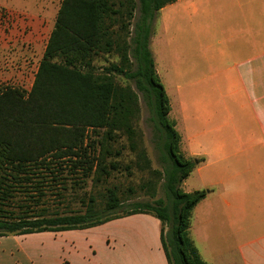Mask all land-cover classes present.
<instances>
[{"label":"trees","instance_id":"obj_1","mask_svg":"<svg viewBox=\"0 0 264 264\" xmlns=\"http://www.w3.org/2000/svg\"><path fill=\"white\" fill-rule=\"evenodd\" d=\"M175 1L141 0L143 21L135 38V72H127L128 47L120 42L119 32L128 24L124 22L123 8L127 4L130 17L134 0L61 1L30 90L0 86V237L85 230L133 214H152L121 213L120 198L113 189L108 190L101 214L92 205L84 214L63 216L36 214L27 204H19L18 213L15 210L22 194L35 200L33 193L40 198L45 196L44 187L54 189L48 183L54 182L67 191L70 180L74 182L71 188H82L90 178L106 181L122 169L121 162L114 159L122 155L125 146L116 149L112 144L126 135L130 149L136 150L137 131L132 119L139 112V104L130 88L115 83L116 73L137 80L138 88L149 99L151 119L159 133L158 149L165 163V201L158 202L161 207L152 215L162 223L161 240L168 262L208 264L189 231L192 212L208 191L187 193L180 188L199 160L187 156L182 149V136L170 118L171 102L149 49L147 20ZM118 15L121 28L111 31L105 20ZM113 52L120 55V61L98 74L95 59ZM125 169L130 170V165ZM59 196L63 197L61 193ZM166 224L169 230L165 233Z\"/></svg>","mask_w":264,"mask_h":264},{"label":"crops","instance_id":"obj_2","mask_svg":"<svg viewBox=\"0 0 264 264\" xmlns=\"http://www.w3.org/2000/svg\"><path fill=\"white\" fill-rule=\"evenodd\" d=\"M49 3L52 0H0V7L28 15V23L37 32L43 29L41 14H47ZM158 22L159 32L152 36V43L157 36L158 42L190 46L191 66H176L178 76L190 69L197 80L208 79V85L211 80L214 86L206 89L208 94L223 91L215 80L229 79L236 86L227 92L240 102L237 117L228 107L225 121L219 122L213 118L217 113L209 97L206 104L198 98L191 106L183 100L184 120L191 111L197 117L191 124L186 120V129L184 120L176 126L183 128L182 146L188 156L200 160L191 173L197 177V189L183 191H208L192 212L190 237L208 264H230V258H224L231 246L236 254L232 264H264V0H176L158 12ZM18 41L14 39L12 45L22 47L23 41L17 46ZM6 45L1 39L0 47ZM194 47L198 55L193 54ZM25 61L20 69L10 68L9 77L22 76L30 62ZM5 67L0 57V78H8ZM178 89L180 95L187 93L182 86ZM204 141L209 145L202 146ZM218 218L224 230L220 233L231 245L212 231ZM84 231L89 247L80 257L89 264H169L161 240L162 223L152 214H133ZM67 232L71 231L34 234ZM96 232L101 233L98 236ZM29 235L1 236L0 245L10 238L22 240ZM20 250L28 254L26 249ZM15 262L12 248H0V264Z\"/></svg>","mask_w":264,"mask_h":264},{"label":"rangeland","instance_id":"obj_3","mask_svg":"<svg viewBox=\"0 0 264 264\" xmlns=\"http://www.w3.org/2000/svg\"><path fill=\"white\" fill-rule=\"evenodd\" d=\"M62 0H52V3L48 4V12L46 15L41 14L43 21V29L34 31V25L29 22L28 15L19 14L13 10H5L0 7V40L6 41V47H0V57H2L3 64H7L5 67L6 76L8 78H0V86H15L21 87L26 91H29L34 77L36 63H39L44 54V47L47 37L50 36L51 31L54 27L55 19L60 8ZM115 3L126 0H112ZM135 9L132 11L129 17L128 11L130 8L125 5L123 12L125 14L124 22L127 24V29H123L120 33V42L126 43L128 47V55L130 58V65L127 68V72H135L138 68V63L135 57V38L138 34V28L142 24L143 14L141 11V0H134ZM155 16L147 20V24L150 29L149 37V49L152 53V57L155 63V71L157 76L162 81L167 94L169 96L172 111L170 118L177 123H181L184 120V102L191 104L197 101L198 98L203 99V103L206 104L208 97L211 105L213 106L217 115L213 118L219 122H224L226 119L227 108L230 107L236 111V117L238 116L240 102L238 99L233 100L227 92V89L236 86L231 85L230 80L221 78L215 80L218 83L221 90L220 94H208L207 88H211L213 83L208 85V79L197 80L196 73L192 74L190 69L182 77L176 74V66L182 69L190 68L191 62V50L190 46H177L175 42L168 43L158 42L157 36L155 41L152 43V36L159 32L158 13ZM29 18V19H28ZM47 26V29H46ZM105 26H111V31H118L121 27V21L119 15L113 19H106ZM22 32V33H20ZM14 39L19 40V43L23 41L22 47H14ZM123 40V41H122ZM193 54L198 55L197 49L193 48ZM26 52V54H24ZM179 57L178 60L176 58ZM27 63V68L19 78L9 77L10 71L13 67L20 65L22 60ZM120 61V55L113 52L112 55L102 54L97 57L94 61V65L98 74L106 72L111 64ZM14 63V64H13ZM114 81L117 85L130 88L138 97L139 112L132 119V125L136 128L137 135L135 137L136 150L130 149V142L126 135H121L117 142L112 144L113 148L120 149L124 147L122 155L117 158H111L118 162H121L122 169L114 172L112 176L106 181L95 182L94 180L88 179L86 184L82 188L75 187L73 181L70 183L69 190L65 191L61 185L56 186L54 182L52 185L54 189L50 187H44L43 191L45 196H39L35 191L33 195L36 197L35 200H40L37 203L33 199L26 198V195L22 194L17 198L18 203L14 206L27 204L36 210V214L45 213L48 215L58 216L60 215H71L81 213L84 214L87 207L93 206L96 213H103L106 202L108 200V190L113 189L117 192L121 202V213L131 212H148L156 214L160 209L159 201H165V194L163 189L164 177H165V163L161 158V153L158 149L159 133L154 128L152 122L151 108L149 99L145 92L138 88L137 80L126 77L123 74L113 75ZM178 86H182L187 92L186 94H178ZM196 89H202L199 93L194 91ZM193 90V93H191ZM196 92V93H194ZM215 104V105H214ZM191 108V107H190ZM186 120L190 121L191 124L196 120V112L191 111L186 114ZM213 119V120H214ZM183 121V127L185 128V122ZM235 120V119H234ZM182 124V123H181ZM181 126V125H180ZM180 126H176V129L180 133ZM202 146L206 147L209 145L207 141L201 143ZM183 151L188 156L182 146ZM200 161V160H199ZM130 165L131 169L126 170L125 166ZM49 180L52 179V175L48 174ZM71 178V177H69ZM197 178V177H196ZM195 175L192 174L187 180H185L180 188L184 191L194 190L198 187V180ZM34 190V189H30ZM196 191V190H195ZM194 192V191H193ZM59 193L63 197L59 196ZM33 200V201H32ZM93 200V203H91ZM38 207V208H37ZM18 213L20 209H15ZM46 210V212L42 211ZM35 214V215H36ZM218 222V223H217ZM215 221V227L213 232L217 233L218 236L224 237L225 242H229L226 236H223L220 232H223L222 220L218 218ZM169 230L168 225H165V233ZM101 232H96L99 236ZM215 236V237H218ZM89 236L84 230H73L71 232L62 233L59 235L44 233V234H32L25 236V239L18 240L10 238L5 240V243L0 245V248H12L15 254V264H85L88 259L83 260L80 255L83 252L88 253L89 247ZM221 240H223L221 238ZM226 242V243H227ZM225 243V244H226ZM231 241L229 242V244ZM231 245V244H230ZM227 246V244H226ZM232 250L227 258H230V264L236 259L233 246ZM26 249L28 254H21L20 249ZM80 252V253H77ZM119 255V254H117ZM91 261H94V257L87 255ZM89 264V262H88Z\"/></svg>","mask_w":264,"mask_h":264}]
</instances>
